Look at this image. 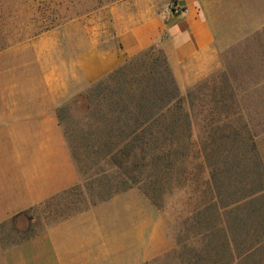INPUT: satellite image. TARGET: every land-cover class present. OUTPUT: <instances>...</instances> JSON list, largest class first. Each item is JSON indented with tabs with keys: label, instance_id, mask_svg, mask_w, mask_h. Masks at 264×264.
I'll list each match as a JSON object with an SVG mask.
<instances>
[{
	"label": "rangeland",
	"instance_id": "1",
	"mask_svg": "<svg viewBox=\"0 0 264 264\" xmlns=\"http://www.w3.org/2000/svg\"><path fill=\"white\" fill-rule=\"evenodd\" d=\"M120 1L0 0L2 91L17 94L20 101L29 97L36 104L60 102L56 114L80 173L75 189L52 200V213L57 216L66 204L70 209L65 213L87 208L107 195L116 169L108 158H98L107 151L104 144L110 143V123H98L103 114L99 108L105 111L110 105L107 89L121 80V74H115L118 70L123 68L126 79H140L151 58L159 56L150 51L144 57L147 48L95 81L86 80L85 72L99 69L103 64L100 57L117 46L110 7ZM200 3L212 26L217 67L184 90L174 79L189 114L190 129L188 145L175 144V140L171 148L186 155L157 163L144 158L140 187L162 214L174 239L171 251L146 264L223 263L211 259L212 248L202 236L210 224L206 208L214 197L211 171L223 168L220 155L230 151L234 164L243 161L252 169L256 158L264 173V0ZM97 90L104 99L101 103L94 98ZM161 143L154 141L155 145ZM228 176L229 190L235 191L236 175ZM255 204L264 217V197ZM258 262L264 264V249L245 264Z\"/></svg>",
	"mask_w": 264,
	"mask_h": 264
},
{
	"label": "crops",
	"instance_id": "2",
	"mask_svg": "<svg viewBox=\"0 0 264 264\" xmlns=\"http://www.w3.org/2000/svg\"><path fill=\"white\" fill-rule=\"evenodd\" d=\"M170 2L185 13L165 16ZM202 7L200 0L114 4L117 46L100 57L99 69L85 72L86 80L160 43L181 90L200 81L217 67L212 26ZM59 104L4 94L0 70V264H146L171 251L174 239L163 216L140 187L112 196L109 187L105 199L87 208L65 213V203L58 216L52 213V200L81 180L56 114Z\"/></svg>",
	"mask_w": 264,
	"mask_h": 264
},
{
	"label": "trees",
	"instance_id": "3",
	"mask_svg": "<svg viewBox=\"0 0 264 264\" xmlns=\"http://www.w3.org/2000/svg\"><path fill=\"white\" fill-rule=\"evenodd\" d=\"M150 51L159 56L151 58L143 70L144 75L140 79L132 76L126 79L123 68L118 70L115 74H121V80L114 88L107 89L110 91V105L105 111L99 108L103 114L97 119L98 123H110V143L104 144L107 151L98 158H108L110 166L116 169L115 183L110 184V196L133 186L140 187L144 158L151 157L152 163H157L162 158L169 160L186 155L184 151H175L171 147L175 140V144L186 142L188 145L189 114L184 111L182 94L177 90L162 49L151 45L143 53L144 57ZM100 85L101 82L96 89ZM94 96L96 101L100 99V103L104 100H101L100 91ZM153 126L160 129L154 131ZM157 140L162 143L155 145ZM182 149L186 148L183 146ZM232 153L227 151L220 155L222 169L212 167L214 197L206 208L210 224L204 228L202 236L212 248V260H224L221 264H245L264 249V217L260 208L255 206L264 197V173L256 158L250 169L243 161L234 164L229 159ZM210 156L214 158L215 151ZM228 173L236 175L238 189L235 191L229 190L231 177ZM152 194L150 199L153 200Z\"/></svg>",
	"mask_w": 264,
	"mask_h": 264
},
{
	"label": "built area",
	"instance_id": "4",
	"mask_svg": "<svg viewBox=\"0 0 264 264\" xmlns=\"http://www.w3.org/2000/svg\"><path fill=\"white\" fill-rule=\"evenodd\" d=\"M183 13H185V10L179 7L175 2H170L163 11L165 16H180Z\"/></svg>",
	"mask_w": 264,
	"mask_h": 264
}]
</instances>
